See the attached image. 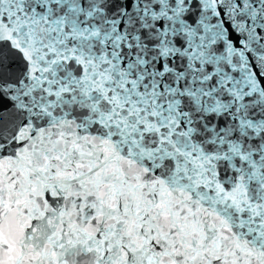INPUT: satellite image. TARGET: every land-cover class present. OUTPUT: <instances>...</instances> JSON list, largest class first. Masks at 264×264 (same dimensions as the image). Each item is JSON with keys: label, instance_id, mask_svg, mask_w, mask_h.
<instances>
[{"label": "snow or ice", "instance_id": "snow-or-ice-1", "mask_svg": "<svg viewBox=\"0 0 264 264\" xmlns=\"http://www.w3.org/2000/svg\"><path fill=\"white\" fill-rule=\"evenodd\" d=\"M0 264H264V0H0Z\"/></svg>", "mask_w": 264, "mask_h": 264}]
</instances>
